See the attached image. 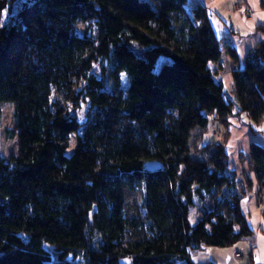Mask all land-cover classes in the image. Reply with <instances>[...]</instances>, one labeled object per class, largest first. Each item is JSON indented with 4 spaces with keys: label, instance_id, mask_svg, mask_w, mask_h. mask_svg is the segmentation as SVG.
Instances as JSON below:
<instances>
[{
    "label": "trees",
    "instance_id": "1",
    "mask_svg": "<svg viewBox=\"0 0 264 264\" xmlns=\"http://www.w3.org/2000/svg\"><path fill=\"white\" fill-rule=\"evenodd\" d=\"M187 1L0 0V128L2 97L34 78L46 88L12 100L3 131L17 153L0 155V264H196L192 251L254 235L253 187L230 167L225 129L231 116L264 124V24L228 97L208 65L223 45L236 66V51ZM210 121L223 139L193 158L190 133ZM249 156L264 194V146ZM254 202L264 219V195Z\"/></svg>",
    "mask_w": 264,
    "mask_h": 264
},
{
    "label": "crops",
    "instance_id": "2",
    "mask_svg": "<svg viewBox=\"0 0 264 264\" xmlns=\"http://www.w3.org/2000/svg\"><path fill=\"white\" fill-rule=\"evenodd\" d=\"M194 4H201L208 8L210 19L216 35L223 39L225 43L233 45L238 63L235 66L228 58V64L231 65L225 73L217 71V76L222 80L224 91L230 92L232 89L231 71L235 67L242 69L245 65L247 52L258 42L262 40V35L256 31L257 26L264 24V12L259 8V0H192ZM245 10L250 11V16L245 15ZM246 16V17H245ZM229 120L230 121L229 123ZM227 130H232L225 144V150L229 157L230 167L235 171L238 179L243 182L244 177L248 179L253 187L252 196L248 203L243 206V214L246 216L254 234L258 230L264 232V219L261 217V210L256 205L257 184L254 175L250 169L249 145L258 143L264 146V126L258 127V131L249 129L242 125L247 123V119H241L239 122L235 119H229ZM237 123V124H236ZM241 123V124H240ZM233 128V129H231ZM254 128V127H253ZM221 136H216L212 141L204 138L205 144H214L219 142ZM243 156V158L238 157ZM261 193L259 190L258 194ZM250 194V193H249ZM258 196V195H257ZM251 252V251H250ZM238 254V253H236ZM236 258V257H235ZM193 259V258H192ZM247 261V260H246ZM250 264H264L263 258L256 260L252 251V260ZM244 263V264H249ZM219 264V263H217ZM232 264V262H231Z\"/></svg>",
    "mask_w": 264,
    "mask_h": 264
},
{
    "label": "rangeland",
    "instance_id": "3",
    "mask_svg": "<svg viewBox=\"0 0 264 264\" xmlns=\"http://www.w3.org/2000/svg\"><path fill=\"white\" fill-rule=\"evenodd\" d=\"M194 5L195 4L193 3L192 0H188L185 7L188 10H190V9H192V7ZM4 18H6V17H4ZM88 30H89V25L82 24V23H79L77 25V31L81 35H83L85 33H89ZM90 32H91V29H90ZM227 58L230 60L229 56L226 53L225 46L223 47V45H222L219 64L218 65L215 64L216 65L215 66V65H213L214 63H209L208 66L212 72H214V71L217 72L219 70V72L225 73V71L228 69V67L231 66L227 63L229 61ZM164 63H169V60L167 58L160 57L158 59V61L156 62L155 70L157 71ZM93 71L97 73L98 72L97 67H94ZM4 87L5 86H3V88ZM45 91H46V88L44 87L43 83L38 78H34V79H32L29 86H27L26 88H20L17 91V93H15L12 96V98L7 99L5 97H2V106H3L2 114L3 115H2L1 128H0V155L8 157L10 155H15L17 153V144L14 143L16 140L15 141H12V140L7 141L5 139L4 133H3V131L6 127L9 128V127L13 126L12 100L19 95L20 96L21 95H28V96L35 97L39 93L45 92ZM226 95L228 97L231 96L230 92H226ZM84 113H85V110L82 111V114H81L82 120H84V117H83ZM229 119H235L236 122H237V120L239 122H241V119H237V118H234L233 116H231V117L227 118V123H228ZM230 121H232V120H229V123H230ZM242 125L247 126L249 129H252V130L255 129V131L259 130L258 127L250 126L247 123L244 124V122H242ZM217 126L218 125L213 124V121H210L205 130L195 129L194 131H192L190 133L189 149H190L191 156L193 158L197 157V155H200L202 153V150H204L203 149L204 146L209 145V144H205L203 142L204 138H206L207 141H209V140L212 141L217 135H221L220 129L217 128ZM261 126L263 127L264 124ZM231 129H233V128H231ZM225 130H227V129H225ZM231 131L232 130H229V132H228V130H227V132H228L227 139L230 138L229 135H230ZM224 134H225V132H223L221 139H223ZM15 144H16V149H15ZM70 146H71L70 150H72V148L74 147L73 141H71ZM239 158H243V156H240L237 159H239ZM247 181H248V179H246V177H244L243 184L246 185ZM258 192H257V195L259 197L260 196L263 197L264 194L262 192L258 194ZM257 195L255 197L256 198L255 201H257ZM137 198L138 197H136V196L127 197L129 208H132L134 206L133 204ZM198 217H199V213L197 212V210L195 208H193L189 214L190 223L192 225L195 224ZM251 246H254L253 254H254V257L256 258V260L258 261V259H260V258H263V260H264V232L262 233L259 230H258L257 234H254L253 236H251L247 239H244L243 241H240L231 247L208 248V249L201 250V251H192L191 255H192V258L196 264H217V263H219V264H231V262H232V264H244L247 262L249 263V260H250L249 259V253H250V247ZM45 249H47V251H49L53 257L56 255L55 250L50 245H45ZM236 253H238V254H236ZM72 262L74 264H83L78 259H73Z\"/></svg>",
    "mask_w": 264,
    "mask_h": 264
},
{
    "label": "water",
    "instance_id": "4",
    "mask_svg": "<svg viewBox=\"0 0 264 264\" xmlns=\"http://www.w3.org/2000/svg\"><path fill=\"white\" fill-rule=\"evenodd\" d=\"M149 170H156L160 168V165L157 162H151L146 164ZM120 264H130L127 260H123Z\"/></svg>",
    "mask_w": 264,
    "mask_h": 264
},
{
    "label": "built area",
    "instance_id": "5",
    "mask_svg": "<svg viewBox=\"0 0 264 264\" xmlns=\"http://www.w3.org/2000/svg\"><path fill=\"white\" fill-rule=\"evenodd\" d=\"M239 256V255H238Z\"/></svg>",
    "mask_w": 264,
    "mask_h": 264
}]
</instances>
